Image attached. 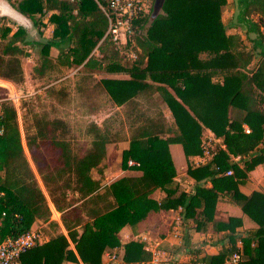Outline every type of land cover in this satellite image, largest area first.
<instances>
[{
  "label": "trees",
  "instance_id": "1",
  "mask_svg": "<svg viewBox=\"0 0 264 264\" xmlns=\"http://www.w3.org/2000/svg\"><path fill=\"white\" fill-rule=\"evenodd\" d=\"M3 1L30 19L36 33L41 24L51 29L46 41L38 34L27 38L23 23L0 16L16 26L13 31L0 26L5 40L0 44L1 79L23 81L19 56L24 45L39 46L40 63L33 66L32 76L43 78L52 67L49 49L55 48L56 64L76 67L83 74L75 89L89 98L87 113H97L101 94L121 106L115 114L118 121L126 120L116 128L112 119L90 121L85 129L88 145L74 152L63 141L62 119L35 113L33 133L24 141L44 195L22 151L16 110L10 101H0V242L26 232L35 220L52 225L48 202L59 212L66 233H55L21 253L20 264H102L105 253L121 246L125 262L149 264L150 254L142 243L129 240L120 246L118 232L126 225L133 231L145 230L151 212L177 207L196 231H221L224 242L214 254L199 255L198 247L188 260L169 264H227L232 253L239 256L235 264H264V190L247 194L239 190L249 171L264 161V0L232 1L242 34L223 30L221 12L227 0H164L152 21L151 7L133 21V42H127L126 49L104 36L107 23L98 4L105 6L108 0ZM127 48L135 51L133 60L124 58ZM97 73L124 76L94 79ZM85 81L93 84L86 86ZM45 93L58 99L65 94L51 85ZM153 93L171 117L167 128L161 110L146 114L141 108L140 100ZM205 130L220 144L203 164L187 166L194 183L185 190L175 180L168 147L179 144L185 158L201 155ZM35 140L54 159L40 165ZM122 141L126 147L120 151L119 169L140 174L100 187L90 170L101 166L107 144ZM128 160L138 165L129 166ZM153 190L163 192L157 201L147 198ZM220 199L236 207L240 216L216 220ZM243 218L252 225L239 231Z\"/></svg>",
  "mask_w": 264,
  "mask_h": 264
},
{
  "label": "rangeland",
  "instance_id": "2",
  "mask_svg": "<svg viewBox=\"0 0 264 264\" xmlns=\"http://www.w3.org/2000/svg\"><path fill=\"white\" fill-rule=\"evenodd\" d=\"M1 1V0H0ZM13 3H15L18 0H12ZM233 0H227L228 4L227 6L222 10L221 12V19L223 24V30L226 33H233L237 32L242 34L243 28L239 27L235 24L234 19V10H233ZM7 7L14 10L9 3H5ZM15 11V10H14ZM23 17V16H21ZM27 19V21L30 24V19L23 17ZM18 23V22H17ZM8 25L11 31L15 29V25L12 24L7 19H1L0 18V26ZM36 28H33L30 24V30L27 34V38H31L34 35H39V39L42 41H46L49 38L50 35V26L49 25H39L37 27V33ZM5 40H3L0 36V44H4ZM24 54L19 56V62L21 65V68L23 70V81L19 83H15L9 80L1 79L0 78V93L2 95H9L12 97L11 103L13 104V107L16 110V117L18 122V129H19V135H20V142L23 154L27 160V163L31 170L33 171L37 183L41 190L43 191L44 195L46 194L43 186L39 180V177L37 176L34 165L30 158V151L28 150L25 141L24 136L29 133H33V127H32V119L33 115L36 113V115L45 116L48 119L58 117L62 119V121L65 124L66 133L63 137V141L69 144L72 151H79L80 148H83L88 145L90 141V136L86 134L85 129L87 124L90 121H93L97 124L101 123L104 119H112L110 122L113 123L114 128L119 126V123L124 125V119H119L118 121V115L115 114L120 113L121 106H117L111 101L108 102L106 96L99 95L97 98V113L93 115H89L87 112L90 109L86 102H88V99H84V95L82 92H79L77 89H75V83L78 80V83H80V78L82 77V72L80 70H76V67H60L56 62H54L55 57L57 55V49L50 48L48 55L52 62V67L49 71H47L43 78L38 79L34 78L32 76V68L34 65H38L40 63V53H39V46H28L24 45L23 47ZM136 50V49H135ZM76 70V71H75ZM94 79H99L100 77H123L124 75L121 74H107V73H97L94 75ZM93 82H84V85L89 86L92 85ZM55 86V87H61L62 92L65 93L62 97L58 99V97L55 98H49L46 96V89L48 87ZM21 95V96H20ZM19 96V98L17 97ZM17 97V98H15ZM142 103L141 108L144 109V112L146 114H151L152 110L159 109L163 113L164 117L162 119L163 126L165 128L168 127V125H171V117L168 114L166 108L163 107V104L159 98V95L155 93L153 97L149 98H142L140 100ZM163 109V111H162ZM114 116V117H113ZM109 117V118H108ZM113 117V118H112ZM124 118V117H123ZM205 139V138H204ZM215 139V138H214ZM216 140V139H215ZM123 142V143H122ZM115 143V148L112 145L113 143H110V148L108 149V162L109 164H113L115 168H119V149L122 147V145L126 142L122 141ZM215 143V144H214ZM214 147L215 145H219L220 141L213 142ZM212 144V146H213ZM33 146L37 148L35 151L37 155L38 162H43V160H50L53 158L52 155L45 153L43 149L40 148V146L37 145V142L33 143ZM38 146V147H37ZM176 147H179L178 145H171L169 146V150L171 153V157L174 163L175 168L178 166L177 160H178V154ZM264 157V153H263ZM54 159V158H53ZM115 176L113 174L112 178ZM65 177V176H64ZM248 182L251 184V186H247V189H251L252 187L259 190H264V161L263 163L256 165L252 168V170L249 171L247 174ZM250 177V178H249ZM60 179L63 178L62 175L59 176ZM117 178H113L112 181H114ZM110 181V182H112ZM252 181V182H251ZM187 189H189L190 184L187 182H184ZM106 186V185H105ZM191 189V188H190ZM223 208L219 205L218 212H222ZM228 212V210H226ZM50 220V215H49ZM52 221V220H51ZM44 223V226L42 227L39 225V229L42 233L47 231V227L51 228L47 222ZM173 226V225H172ZM169 228L166 232L164 231V235L168 234L170 237L174 238L176 240V237L178 234L176 233L175 229ZM163 234H158V237L161 235L163 237ZM161 236L159 238H161ZM214 241V240H213ZM212 239L208 238H193V245H196L195 247L202 246L203 250V244L207 245L209 242H213ZM122 244H120L121 246ZM153 251L156 254H163V255H176V244H169L168 242H164V244H161V242L158 241V244L156 246H153ZM204 251V250H203ZM118 253L122 254L123 249L122 246L117 249ZM168 260L166 259H159L157 264H163L166 263ZM70 264V263H69ZM72 264V263H71Z\"/></svg>",
  "mask_w": 264,
  "mask_h": 264
},
{
  "label": "crops",
  "instance_id": "3",
  "mask_svg": "<svg viewBox=\"0 0 264 264\" xmlns=\"http://www.w3.org/2000/svg\"><path fill=\"white\" fill-rule=\"evenodd\" d=\"M5 3H6L5 1L1 0L0 8L9 9L14 14H16L18 18H13V17L4 15V14H0V16H7L8 18L18 23H23L26 26V31L28 33L30 30V24L27 21V19L23 20L24 18L21 17V15H19L17 12L12 10L11 8L7 7ZM154 94L155 93H153L151 96L153 97ZM205 132L206 133H204L205 135H203V137L212 136V134L208 130H205ZM215 141L219 142L218 139H216ZM112 145L114 146L113 148H115V143H113ZM172 145L179 146V147H176L177 154L179 155L178 160H177L178 166L176 168L172 160L173 166L176 171L175 180L185 190H190V188H192L193 186L194 180L189 175L186 174L187 166L188 165L197 166V165L203 164L205 160H203L200 155H194V156H189L185 158L182 152L181 146L179 144H172ZM125 147H126V143H124L122 147L119 149V154H120L121 149ZM109 148H110V145L107 144L105 146V158L101 166L99 167V169L90 170L91 178L97 180L99 182L100 187H104L105 185L109 184L110 181H112L114 177L120 178L122 176H135V175L140 174L138 171L121 170L119 168H115L113 164H109L108 162L109 160L108 159V151H109L108 149ZM169 153H170V150H169ZM170 157H171V153H170ZM113 174H115V176L112 178ZM184 182H187L190 184L189 189L186 188ZM203 183L204 185H209L208 182H203ZM247 186L248 187L251 186L248 180L246 181L244 185L239 186V190L245 194L249 193L251 190H254V189L258 190L256 186H254L255 188L252 187L251 189H247L246 188ZM162 196H163V192L159 190H153L152 192L148 193L147 198L157 201ZM219 205L221 206V208H223L222 209L223 211L220 213L217 211ZM48 208L50 211V221L52 220V223H53L52 225L49 224L51 225L50 226L51 228L47 227V231L45 230V232L42 233L39 229V225L43 227L44 223H42L40 220H35L31 225V228L38 229L42 242L45 241L49 236L54 235L55 233L61 232L62 234L66 235L60 223L59 212H57L49 202H48ZM226 210H228V212H226ZM151 214H152L151 222L149 223V227L145 230L133 231V229L127 225L122 227L118 232V238H119L120 244L123 245L125 242L129 240H137L142 243L143 248L150 254V258H151V252H153L155 254V257L158 260L161 258L168 260L166 263H163V264H169L173 261H179V262L186 261L190 258V251L198 248V247H195L196 245H193V242H192L193 238H199V239L208 238V239H212V241L214 240L212 243L209 242V244L207 245H204V243H201L205 247H203V250H204L203 251L202 246H199L202 252L199 255H202L203 253L214 254L217 251L219 245L224 242L222 239L223 232L221 231L214 232L210 228L205 230V232L196 231L193 228L194 223L191 221V219H184L182 217L183 215H182L181 207H177L175 209H169L168 211L157 210L155 212H151ZM230 215L240 216V212L236 207L229 204L226 200L220 199L216 204L214 218L216 220L223 221V220H226V218ZM251 225L252 224H250L246 219L243 218V225L242 227H239L238 230L241 231L243 228L249 227ZM171 226H172V229H175L176 233L178 234V236L176 237V240L170 237L168 234H165V235L163 234L164 231L166 232L169 228H171ZM160 233L163 234V237L160 235L161 238H159L160 236L158 237V234ZM158 241L161 242V244H164V242H168L169 244H176V255L168 256V255H163V254H156L153 251V246H156L158 244ZM116 253L118 255H122L118 252ZM101 261H102V264H106L104 255L102 256Z\"/></svg>",
  "mask_w": 264,
  "mask_h": 264
},
{
  "label": "built area",
  "instance_id": "4",
  "mask_svg": "<svg viewBox=\"0 0 264 264\" xmlns=\"http://www.w3.org/2000/svg\"><path fill=\"white\" fill-rule=\"evenodd\" d=\"M98 6L106 18L107 26L104 36L108 35L112 43L119 49H126L124 47L127 45V42H129V45L132 44L133 41L131 40V35L133 21L139 16L140 13L151 7L150 0H108L105 6H101L99 4ZM251 18L256 19V16L253 15ZM123 54L124 58L128 61L135 58V51L131 48H127V50L123 51ZM17 97L19 98V96ZM11 99L12 97L9 95L0 97V101H11ZM2 131L3 127L0 122V135L2 134ZM245 131L247 132L246 129ZM204 138L205 139H203L200 144L202 151L200 156L203 160H206L211 157L215 151V143L213 144L215 139H213L212 136H205ZM127 165L137 166L138 164L132 160H128ZM230 173L231 171L227 170L225 175H229ZM41 242L40 233L37 228H29L26 232L15 238H5L0 242V264H20V254ZM104 256L106 264H144V262H125L122 259V256L118 255L116 252L105 253ZM238 257L239 256L237 253H232L226 260V263L235 264L238 260ZM157 262L158 259L155 257V254L151 252V258H149V261L146 263L157 264Z\"/></svg>",
  "mask_w": 264,
  "mask_h": 264
},
{
  "label": "water",
  "instance_id": "5",
  "mask_svg": "<svg viewBox=\"0 0 264 264\" xmlns=\"http://www.w3.org/2000/svg\"><path fill=\"white\" fill-rule=\"evenodd\" d=\"M163 2L164 0H153L151 4V11L148 16L149 21H152L160 13ZM0 14L8 15L13 18H18L16 14H14L7 8H0Z\"/></svg>",
  "mask_w": 264,
  "mask_h": 264
}]
</instances>
